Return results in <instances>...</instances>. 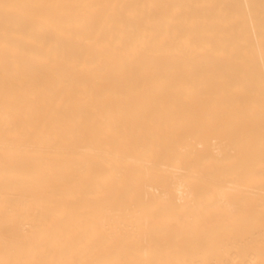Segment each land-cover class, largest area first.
Wrapping results in <instances>:
<instances>
[{"label": "bare ground", "instance_id": "obj_1", "mask_svg": "<svg viewBox=\"0 0 264 264\" xmlns=\"http://www.w3.org/2000/svg\"><path fill=\"white\" fill-rule=\"evenodd\" d=\"M0 264H264V2L0 0Z\"/></svg>", "mask_w": 264, "mask_h": 264}, {"label": "snow or ice", "instance_id": "obj_2", "mask_svg": "<svg viewBox=\"0 0 264 264\" xmlns=\"http://www.w3.org/2000/svg\"><path fill=\"white\" fill-rule=\"evenodd\" d=\"M262 2H264V0H262Z\"/></svg>", "mask_w": 264, "mask_h": 264}]
</instances>
